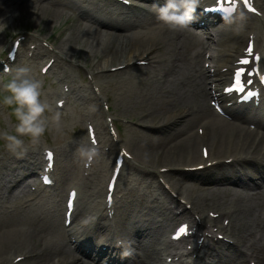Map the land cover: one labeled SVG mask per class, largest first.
<instances>
[{"label": "bare ground", "instance_id": "bare-ground-1", "mask_svg": "<svg viewBox=\"0 0 264 264\" xmlns=\"http://www.w3.org/2000/svg\"><path fill=\"white\" fill-rule=\"evenodd\" d=\"M62 1L65 4L78 2L80 7L82 6L81 13L77 22L64 34L66 40L64 39L62 45L55 48L51 55L56 58L61 57V61L69 67L73 63L79 64L77 71L79 66L90 65V72L96 76L106 75L108 78L117 80L118 85L115 86L117 91L115 90L113 93L115 96L112 98L113 108L120 111V114L117 111L116 115L133 120L137 126H140L130 130L129 138L132 143L126 142L134 158L145 165L135 168L153 175L158 173V167L205 165L202 169L180 173L182 176L188 174L187 178L190 179L196 178L194 181L201 185L199 187L191 185L193 183L191 180L185 182L184 185L189 183L186 197L189 202L192 201V210L200 216L207 208H212L215 209L214 212H220L226 218H230L231 223L225 228L226 234L233 239L239 249L234 250L231 258L223 254L220 256L216 251L214 253L216 259L209 261L207 260L209 254H207L204 262L237 264L244 256H247L246 249H248L255 258H258L260 264H264V192L258 191L254 194L249 189L240 190L241 178L248 176L249 170L255 165L264 164V136H259L252 129L231 124L211 109L207 100L212 98L213 94L207 88L209 71L205 68L203 59L200 58L202 52L191 42L184 29L170 30L156 19L154 8L163 0H137V2L134 1L135 6L129 8L121 6V3L114 0H104L103 5H100L98 0ZM12 5L17 8L18 18L33 13L38 22L47 26L66 21L64 17L68 13L60 7L62 2L56 0H27L25 4L14 2ZM10 9H12L11 6L6 7V12H0V25L4 27L7 25L5 14ZM94 17L102 19L99 25L101 30L84 22V19L93 22ZM240 20L242 19L238 20L239 23ZM233 21L236 22V20ZM235 22L232 26L238 23L235 24ZM244 24L245 29L248 24L246 19ZM261 24L264 28L263 21ZM226 26H228V33L232 31L235 40H231L232 45L225 46L223 43L226 41L222 39L225 54L223 59L218 61L221 68L236 61L232 58L234 54L242 55L243 51L244 29L242 32L236 27L232 29L230 24ZM109 29L112 30L107 31ZM252 31L260 32L257 26L253 27ZM12 45L11 43L9 48ZM3 47H6V43L0 38V49ZM41 51L43 52L38 55L40 57L48 53L46 50ZM77 56L85 61L81 62L82 59ZM88 58L92 60L96 58L97 62L91 61L92 63L89 64ZM143 60H146L148 64L140 67L146 71L145 78L124 83V78L136 74L134 70L139 68L137 62ZM57 61L55 59L60 79H72L68 77L71 70L66 67L63 70L62 63ZM111 67H116V70L112 71ZM162 74L165 76L163 77ZM167 76L168 78L171 76V79ZM152 78L154 80H150ZM167 81L170 86H164ZM63 82L68 87L69 83L71 84L67 80ZM155 84H158L161 89L154 87ZM165 108L171 110L164 112L163 116L156 115L158 111ZM100 115L98 111L93 115L97 124ZM205 117L207 120L204 122L202 134L194 132L193 128L186 130L195 121ZM85 121L86 118L79 112L76 116L72 115L68 123L72 127L80 128ZM83 142L78 143L76 149L85 145ZM203 145L209 150L207 159L202 156ZM29 147L19 155L23 159L15 168L11 166L6 168L11 172L7 189L15 185L18 187L19 181L26 174H28L26 178L35 179L34 168L27 167L26 161L33 160V164L37 165L39 156L34 148ZM5 155L8 156L2 159L16 157V154L9 151H6ZM208 162H212L210 166H207ZM78 165L79 158L76 155L66 161L61 172V185L56 186V190L50 197L43 196L30 202L27 209L22 207L26 196L17 198L8 206L12 217L9 220L0 221V264H82L71 250L65 248V242L56 226V221L46 210L48 205L59 206L64 182L73 180V185L78 183L75 182L80 179ZM233 166L240 168L243 172L235 173L236 171L232 170L234 176L224 174L223 168H233ZM101 167L103 176L98 173V170L96 171L98 174L94 176L96 186L93 190L90 185H87L88 183H83V199L74 211L76 216L74 233L78 234L87 245L92 239L102 235L116 236L115 232L109 229L110 225L107 226L102 221L104 214L100 212L105 208V202L103 200L102 205L101 198L104 192V178L108 171L105 162H102ZM148 178L154 177L148 176ZM175 183L177 181L174 180L173 184ZM262 183H256L252 189H259ZM135 203L144 206L146 195L139 193L128 202L121 200L116 204L118 211L115 213H120L121 210V226L122 230L126 229L128 235L126 239L129 242V246L126 244L129 250L117 251V260L119 264H159L163 259H160V250L157 249V235L162 232L161 227L155 226L157 216L160 215L158 206L154 204L151 208L154 212L147 211L141 217L132 218L128 210ZM181 218H186V215L182 214ZM88 247L91 246H86ZM93 251L91 248L88 253L93 256ZM107 254L111 253L107 252ZM18 255L24 256L23 259L14 262V257Z\"/></svg>", "mask_w": 264, "mask_h": 264}, {"label": "rangeland", "instance_id": "rangeland-1", "mask_svg": "<svg viewBox=\"0 0 264 264\" xmlns=\"http://www.w3.org/2000/svg\"><path fill=\"white\" fill-rule=\"evenodd\" d=\"M26 1L27 0H0V12H4V11L6 12V7L9 8V6H11V8H12L9 10L8 13L5 14L7 25L5 27L0 25V38H1V40L4 41L5 43H7L6 45H8L14 41V39L18 36V34H28L29 36L33 35L36 38L39 37L42 39V38L46 37V38L50 39V41H52V43L54 44L55 48L62 45L63 40L64 39L66 40V37H65L66 35H64V34L68 32V29L70 26H72L74 23L77 22V19L75 17H73L72 15H70V13L68 12V13H66V16L64 17V19L66 21H63L60 24L57 23L53 26H47L44 23L38 22L36 19V16L33 15V13H28L29 14L28 16H23L22 18H18L17 17V11H16L17 8H15L12 4L14 2H17L18 4H25ZM134 1L137 2V0H134ZM257 2L259 3V5H261L263 7V10H264V0H257ZM98 3L100 5H103L104 0H98ZM97 18L96 17L94 18V20H95L94 23L96 21L98 22ZM239 19H242V20H240L241 21L240 23L238 22ZM245 19H246V22H248V24H247L246 28L244 29ZM232 20H236V22L235 21H229L227 23H224V25H223V28H225V29L223 30V36L222 37L225 40H229V41L235 40L232 31H230V33H228V30H227L228 26H226L228 24L231 25L232 29H234L236 27V29L238 31L243 32V29H244V32H243L244 40L242 42V46H244L246 43L247 34H248L249 30L255 26L259 27L260 38H264V28L262 27V24H261V21L264 22V19H260L257 17L248 18V17L244 16V14H240ZM234 22H235V24L237 22L238 23L235 26H232V24ZM94 23H92V24H94ZM233 32L236 33L235 31H233ZM236 34H238V33H236ZM196 47L198 48V46H196ZM7 49H8V46L5 47V53H3L1 55L2 58H0V60L4 59L6 57L5 55L8 54ZM81 52L83 53L84 50ZM49 54L47 53L42 57L39 56V58H36L37 60H35V59H29L27 57V53L25 51H23L21 54V61L22 62L20 61V63L15 65V66H17V65L23 64V65H27L28 67L31 68V70H32L31 74L42 82V93H43L42 98L49 104V110L45 112V116L49 118L45 133L41 136L39 142L36 144H31L27 138H24L23 149L21 150L19 155H21L25 149L30 148L29 146H31V148H36L39 151L40 146H42V145H46V144L58 145V144L64 143V144L69 145L70 154H71V156L69 155V157H72L75 155L78 156L79 153H78L77 149L76 150L74 149L73 152L71 153V148H72L71 145L73 143L75 144V141L78 138L81 139V138L87 137L84 125L83 126L81 125V128H76V129L74 127H72L68 123V121L71 119L65 118L66 111L59 112L61 115H60V120L58 122H54L51 120V115L55 112H58V111L53 110L52 107L54 106V96H53V98H51V96H50V90H51L50 87L52 86V84L54 85V82L57 79V77H56L55 73H50L48 75L42 76L41 72H40V68L45 63V61H46L45 59L48 58ZM77 58L82 59L79 56H77ZM200 58L202 59V55L200 56ZM95 59L96 58H94L93 60H92V58H88L89 64L92 62L96 63L97 61ZM84 61H85L84 59L81 60V62H84ZM60 62L62 63L61 66H62L63 70L65 69V67L68 70H71L72 73L68 74V77H72V75H73L75 77L76 82H78V85H80V88H81V90H79V93H78L79 101H74L73 106L76 107V109H78V108L83 109V111H86L87 108H93V107H96V109H97L98 105L95 104L94 102H92V99H94L95 93L87 81V74H86V71H88L91 66L90 65L85 66L82 64L83 66H79V71L76 72L79 64L75 65L73 63V64H70V67H69L67 64H65V62H62V61H60ZM67 62H68V64L70 63L69 60H67ZM62 69H60L61 73H62ZM56 71H58V69H56ZM0 75H1V73H0ZM8 77L4 78V80L7 79ZM167 78H168V76H167ZM113 79L114 78H108V77L104 76L102 78V81H101L102 85H103V89L105 92L107 91V97L109 98V101L111 103H112V98H114V96H115V94H113V93L116 90L115 86H114L116 84V80L115 79L113 80ZM168 79H171V76H169ZM0 80H2L1 76H0ZM86 84L88 87L83 86ZM56 85H57V82H56ZM165 85L170 86L168 81L164 84V86ZM154 87H159V90L161 89V87L158 84H155ZM99 109H101L100 106H99ZM167 110H171V109L170 108L162 109V110L158 111L156 113V115L158 114L160 116H163L164 112H166ZM115 111L117 113L118 110L116 109ZM118 112L120 114V111H118ZM116 113H115V115H116ZM128 117H130V116H128ZM203 119H206V117L200 119L199 121H195L190 127H187L186 130H189L191 128L194 129L196 124ZM15 123H16V120H15V117L11 113V109L9 107H5V106L0 105V131H6V132H10V133L14 132ZM63 128H64V130H63ZM119 128L122 129L123 135L126 134V132L128 131V130H126L124 125L119 126ZM121 129H119V130L121 131ZM101 130L105 134H107V129H101ZM3 144H4L3 140H0V159H2V157L8 156V155H5L6 151H8V150L6 148H4ZM19 155H16L15 159L3 158L0 161V188L2 187V190L0 191V221L4 220V219L9 220V218L12 217V212H11L10 208H8V206L11 205L13 202H15V200L17 198H21L23 196H26V197H24L25 203L22 204V207H23V209H27L28 204L30 202H33L36 199L43 197V196L48 198L52 194V191L33 192V190L31 189V185L32 184L35 185L34 179H29V178H23L19 182V185L21 183V185L19 187H16L17 185H15V186H13V188L7 189V186L9 185L11 172L9 170H6V168L10 167V166L15 168L18 164V163H15V161L18 162L21 159V156H19ZM68 159H69L68 157H65L61 161L62 163L60 164V167H59V184H58L59 186L61 185V172L64 169L66 161ZM155 162H156L157 166H159L156 158H155ZM26 165L29 168H33V165L30 162H27ZM78 168H79V165H78ZM26 173H27V171H26ZM253 173H254V171L251 170V177L252 178L257 177ZM26 177H28V174H26ZM167 177L174 179L175 177H178V176L173 175V174H169V175H167ZM136 178L138 180V183H141V184H139V186L142 189V191H139V187L137 189L133 188L132 192L134 193V195L132 196V198L137 196L139 193L145 194L146 195V203L143 204L144 206H139L135 203L129 207L128 213L131 215L132 218L141 217L147 211L152 212L153 209H151V208L154 206V205H152L153 203L151 202V200L153 199L152 192L150 189L146 188L145 180L143 179V177H140V174H138ZM173 179H171L170 182H172ZM67 183H69V182H64V184H63V188H62V192H61V202H60L59 206L53 204L54 206L48 205L46 208L49 216L52 217V219H54L56 221L55 223H56V226L60 230L61 237H62V231H63V227H62L63 207H64L63 204L65 201V198L63 195V190H64L65 186L67 185ZM255 183H260V180H257ZM249 186L252 187L253 183H250V185H243L244 188L249 187ZM218 187H221V186H218ZM240 190H242V188ZM250 191L254 194L258 193V191L263 193L264 192V184L262 183L261 187L259 189L255 188V189L250 190ZM239 216H237V218ZM158 219H159V216H158ZM121 223H122V217H121V213H119V224H120V226H121ZM162 223H163L162 225L164 226V229L169 224L168 221L167 222L162 221ZM158 224L160 225V222H158ZM158 224H155V226H158ZM121 228H122V226H121ZM123 231L126 232V229H123ZM163 232H164V230H163ZM163 232H161L159 235H157V238H158L157 248L158 249L161 248V240L163 238ZM126 233L125 234L122 233V235L126 237L127 236ZM233 233H232V235H233ZM233 237H235V239H237L236 236H233ZM255 237H256V235H255ZM94 242L96 244V238L93 241V245H94ZM65 248L68 249L66 244H65ZM246 251L249 252L248 256H246V257L244 256L242 258V261H240L237 264H247L248 258L254 257L251 254V251H249L248 249H246ZM16 253H18V252H16ZM223 253H225L228 256L234 255L233 248H231V247H228L227 250L226 249L223 250Z\"/></svg>", "mask_w": 264, "mask_h": 264}, {"label": "clouds", "instance_id": "clouds-1", "mask_svg": "<svg viewBox=\"0 0 264 264\" xmlns=\"http://www.w3.org/2000/svg\"><path fill=\"white\" fill-rule=\"evenodd\" d=\"M197 5L198 0H163L154 8V12L161 24L170 30L180 31L190 24ZM8 71L9 77L0 80V105L11 109L16 123L14 132L0 131V140H3V146L9 152L19 155L24 138L36 144L45 133L49 119L45 112L49 110V104L42 98V82L31 74L30 67L21 64ZM60 115L59 112L53 113L51 120L58 122ZM78 153L87 164L91 162L96 149L81 145Z\"/></svg>", "mask_w": 264, "mask_h": 264}, {"label": "snow or ice", "instance_id": "snow-or-ice-1", "mask_svg": "<svg viewBox=\"0 0 264 264\" xmlns=\"http://www.w3.org/2000/svg\"><path fill=\"white\" fill-rule=\"evenodd\" d=\"M245 3H247V0H245ZM253 11H254V9H253ZM261 79L264 80V77H262ZM241 90H242V89H241ZM93 142H95V141H94V138H93ZM48 155H49V157H51L52 154H51V153H48ZM187 230H188L187 225H181V226L177 229V231H176V235L179 236V235H181V234H186Z\"/></svg>", "mask_w": 264, "mask_h": 264}]
</instances>
